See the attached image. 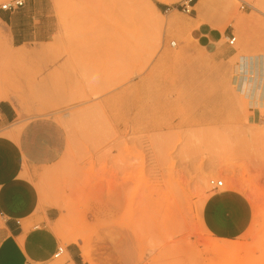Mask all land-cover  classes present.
Here are the masks:
<instances>
[{
    "label": "rangeland",
    "instance_id": "1",
    "mask_svg": "<svg viewBox=\"0 0 264 264\" xmlns=\"http://www.w3.org/2000/svg\"><path fill=\"white\" fill-rule=\"evenodd\" d=\"M147 1L185 25L181 39L134 29L133 1L24 0L20 33L43 30L17 46L0 9V88L15 129L42 119L64 141L27 174L39 205L57 210L50 227L63 252L50 264H70L72 245L75 264H264V98L255 107L230 83L245 49L227 0H206L200 18L199 0ZM233 2L254 21L246 53L264 62V15ZM207 30L219 39L206 47ZM219 195L221 224L234 226L223 235L208 216ZM210 241L231 250L213 252Z\"/></svg>",
    "mask_w": 264,
    "mask_h": 264
},
{
    "label": "crops",
    "instance_id": "2",
    "mask_svg": "<svg viewBox=\"0 0 264 264\" xmlns=\"http://www.w3.org/2000/svg\"><path fill=\"white\" fill-rule=\"evenodd\" d=\"M24 7L23 0L22 6L1 17L17 46L40 40L43 30L34 27L28 33H20L23 28L16 17L23 13ZM198 39L207 47L218 41L219 34L207 30ZM18 126L14 106L7 100L0 101V264H50L60 247L50 227L57 218V210L39 205L38 191L28 176L35 167L56 156L64 141L60 128L42 119L15 129ZM225 205V201L216 204L208 212L209 217L212 214L217 220V225L209 222L210 229L220 235L225 229H234L232 221L221 224ZM65 252L75 264L74 245Z\"/></svg>",
    "mask_w": 264,
    "mask_h": 264
},
{
    "label": "bare ground",
    "instance_id": "3",
    "mask_svg": "<svg viewBox=\"0 0 264 264\" xmlns=\"http://www.w3.org/2000/svg\"><path fill=\"white\" fill-rule=\"evenodd\" d=\"M22 4H23V0ZM109 4L114 3H123L126 1H133L134 4H140L138 6V14L136 16V22L134 23L133 28L140 31L147 30H156L159 34L162 30L172 31L175 33L178 39L182 37V30L184 29V24L179 23L174 15L168 16L164 19L160 18V13L158 9L151 5L147 0H107ZM160 3L168 4L170 0H157ZM206 0H199L195 5V9L199 13L202 10L203 5ZM235 0H227L226 8L229 12V17L227 21H233V25L236 29V33L238 34L239 43L243 44L244 54H240L237 57V62L232 65V77H231V85L235 88L236 93L241 95L249 104L260 107L259 101L264 98V62L260 61L256 55H251L250 53H246L247 47H249V35L247 33L248 28L254 25V21L251 18H244L238 16L235 3ZM243 1L248 8L252 9L254 12L264 15V0H241ZM144 3V5H143ZM22 6V5H21ZM17 9V8H16ZM15 10V9H14ZM3 11V10H2ZM13 11V10H12ZM148 11L154 13L156 16L155 19L150 18L148 16ZM10 12V11H9ZM206 28H213L216 31H222L223 25H209L205 26ZM234 38L229 40V43L232 44L234 42ZM238 45V44H237ZM170 46L174 47L175 43H170ZM188 48V47H187ZM223 54H226L224 52ZM8 99V94L1 90L0 88V101H6ZM207 174H202L200 177V184H205ZM218 182V181H217ZM221 182V181H220ZM234 186V185H233ZM234 188V187H233ZM53 190V193L51 194ZM50 191V195L55 199L56 191L52 188ZM174 193L170 198L173 199ZM219 198H213L212 201L215 204H220L226 202L228 199L227 196H222ZM174 201V200H173ZM176 201L173 202L175 204ZM207 244L210 250L217 253L228 252L231 250L230 245L225 244L223 242H208ZM61 248V247H60ZM62 249V248H61ZM63 252V251H62ZM62 254V253H61ZM67 255V253H66ZM57 258V257H56ZM84 261L91 263V260L87 256L83 257ZM70 264H73L70 262Z\"/></svg>",
    "mask_w": 264,
    "mask_h": 264
},
{
    "label": "built area",
    "instance_id": "4",
    "mask_svg": "<svg viewBox=\"0 0 264 264\" xmlns=\"http://www.w3.org/2000/svg\"><path fill=\"white\" fill-rule=\"evenodd\" d=\"M21 5H22L21 0H15V1H11L10 3L1 5L0 9L3 11H12V10L20 7ZM209 183L212 186V188H214V189L222 186V183L220 181H218V182L217 181H210ZM61 253H62V249L60 247H58L54 257L55 258L58 257Z\"/></svg>",
    "mask_w": 264,
    "mask_h": 264
}]
</instances>
